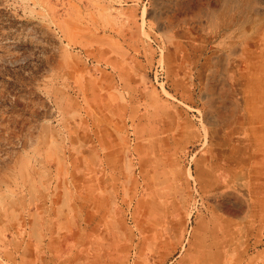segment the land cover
<instances>
[{
	"label": "rangeland",
	"instance_id": "1",
	"mask_svg": "<svg viewBox=\"0 0 264 264\" xmlns=\"http://www.w3.org/2000/svg\"><path fill=\"white\" fill-rule=\"evenodd\" d=\"M0 264H264V0H0Z\"/></svg>",
	"mask_w": 264,
	"mask_h": 264
}]
</instances>
